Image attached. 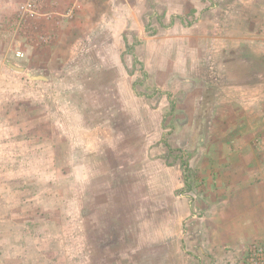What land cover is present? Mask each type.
I'll return each instance as SVG.
<instances>
[{
    "label": "rangeland",
    "instance_id": "rangeland-1",
    "mask_svg": "<svg viewBox=\"0 0 264 264\" xmlns=\"http://www.w3.org/2000/svg\"><path fill=\"white\" fill-rule=\"evenodd\" d=\"M29 2L36 7L28 12ZM185 2L168 16L149 3L155 11L140 36L123 31L118 76H104L97 58L114 51L107 43L115 36L102 14L70 11L68 0H0V264H248L249 249L264 244V55L249 68L241 58L215 60L221 49L196 40L205 32L194 27L213 10L222 21L230 11L239 26L249 8L264 26V0ZM185 28L186 46L177 38ZM164 35L180 40L178 54L169 46L160 62L155 43L154 58H138L140 37ZM129 88L140 102L137 123L149 125L148 107L163 101L166 153L155 165L162 158L180 170L185 186L175 195L193 209L187 238L122 260L118 164L127 158L118 157V123L106 114ZM135 159L138 167L147 160ZM150 223L161 232L175 225Z\"/></svg>",
    "mask_w": 264,
    "mask_h": 264
},
{
    "label": "crops",
    "instance_id": "crops-1",
    "mask_svg": "<svg viewBox=\"0 0 264 264\" xmlns=\"http://www.w3.org/2000/svg\"><path fill=\"white\" fill-rule=\"evenodd\" d=\"M55 1L58 4L65 2V0ZM68 1L70 3L68 4L71 9L70 11L78 13L81 9L87 8L91 19L95 18L97 14H102L100 15L102 16L101 22L104 23H101V25L114 33L113 36L115 37L109 38L107 43L114 46V51H110L108 54H99L97 58L100 62L95 70L104 76L109 74L110 76H118V62L121 60L119 49L125 44L123 31H130L140 36L138 33L143 30L144 23L142 19L144 15L148 17L150 13H154L155 11L151 7L148 9L149 3L151 5L162 4L161 7L163 8L156 10L161 11L162 14H165V10L168 13L166 16L169 15L167 8L172 13L175 11L181 13L180 9L176 10L178 6L181 9L183 8V11L184 9L186 10L185 0H182V2L177 1V5L174 4L175 0H100L97 3L93 0ZM7 2L12 3V0H7ZM46 2L47 0H43V3ZM249 9L246 16L242 15L241 21L243 23L239 24V26L232 24L234 18L230 19L232 18L230 11H226L224 15L226 20L222 21L219 19L220 14L217 15V11L213 10L210 19L206 16L199 20V23L195 24L196 33L197 31L205 32L201 34L204 37L198 38L196 36V40L203 39L207 46H211L213 52L221 49V52L218 51L215 60H222L226 56L235 60L241 58L240 60L248 68L252 67L251 63L254 62L255 58H261L264 55V39H261L264 36V26L261 24L262 19L259 20V25L256 24V17H251V14L254 12L251 11V8ZM256 36H259V38ZM177 38L182 39L183 44L186 46L187 28L184 30L180 29ZM175 39L176 37L172 38L168 35L155 39L140 37V47L136 49L141 54L138 58L144 62L146 59L148 61L144 53L154 58L155 51L153 46L155 47V43L162 46L161 50L158 49L156 51L161 52V56L157 57L160 62L169 58V46L175 48L173 56L178 54V49L175 46L177 44L180 46L181 44L180 40L176 42ZM100 43H103V41ZM173 59L176 58L173 57ZM108 83L107 81H103V85L100 86L106 93ZM108 89L111 92L117 93L113 87L111 89L108 87ZM125 92L126 99L122 102L121 107L123 112L119 111L121 108L116 109L117 107H113L115 113L106 114L107 118L112 119L116 124L118 123V157L123 156V158H127L125 161L121 159L122 163L118 164V167H120L118 170V222H120L121 227L120 232H118V238H122L118 242L123 246L118 250V258L122 260L129 259L135 252L148 249L154 250L155 246L163 242L175 243L179 239L183 240L185 237L187 238L188 230L184 228V223L191 215L193 209L191 204L188 205L185 198L175 195L177 190L185 186L180 175V170L165 165L162 158L157 159L159 163L155 165L157 162L154 160L155 157H160V155H165L166 153L165 149L160 148L161 134L160 129H158L160 114L164 111L163 101L152 108L146 106L149 108V115L152 117L149 125L137 123L140 118L138 114V104L140 102L132 95L133 91L131 88ZM123 114L125 118H121ZM124 121L125 123H132L138 126L139 130L136 129L133 132L126 129L125 131L121 128V124ZM127 142H130L129 146L126 144ZM143 142L148 144L149 147H141L140 149L139 143ZM144 157L147 160H143V163L138 167L139 162L135 158ZM149 157L152 159H149ZM262 180L264 181V176ZM140 188H144V193L139 194ZM150 221H171L175 225L163 226V231L161 232L159 230L160 224H151ZM127 264H130V262L127 261Z\"/></svg>",
    "mask_w": 264,
    "mask_h": 264
},
{
    "label": "built area",
    "instance_id": "built-area-1",
    "mask_svg": "<svg viewBox=\"0 0 264 264\" xmlns=\"http://www.w3.org/2000/svg\"><path fill=\"white\" fill-rule=\"evenodd\" d=\"M36 7L35 2H29L25 5L26 11H32ZM248 264H264V244L252 246L247 254Z\"/></svg>",
    "mask_w": 264,
    "mask_h": 264
}]
</instances>
